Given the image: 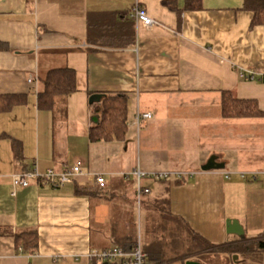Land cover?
<instances>
[{
    "label": "crops",
    "instance_id": "obj_1",
    "mask_svg": "<svg viewBox=\"0 0 264 264\" xmlns=\"http://www.w3.org/2000/svg\"><path fill=\"white\" fill-rule=\"evenodd\" d=\"M163 1L0 0V96L26 97L0 113V264H90L93 253L115 247L112 227L127 224L118 209L126 211L128 198L86 197L76 189L97 187L102 174L112 177L108 191L131 187L127 196L135 198L136 169L171 174L142 179L150 189L136 208L142 225L166 200L197 235V247L211 248L197 254L192 245L169 246L172 259L164 264H225L232 255L226 248L264 241V117L226 119L221 108L222 94L231 92L264 112V83L240 76L264 70V25L252 26L245 0H200L192 9L186 0H175L174 9ZM137 2L157 24L135 22L133 46L88 42L89 24L104 32ZM65 67L75 71L77 91L58 99L53 111L39 109L44 77ZM93 94L126 96L124 139L90 142ZM138 110L152 115L139 127ZM10 138L21 144V159ZM112 143H121L124 154L132 147L133 166L112 167ZM213 157V168L203 170ZM106 158L108 169L98 171L95 164ZM76 161L85 163L84 175L59 188L36 181L13 186L18 172H62ZM28 231L38 233L35 254L17 249V235ZM253 251L255 263L264 262V252L255 245Z\"/></svg>",
    "mask_w": 264,
    "mask_h": 264
},
{
    "label": "trees",
    "instance_id": "obj_2",
    "mask_svg": "<svg viewBox=\"0 0 264 264\" xmlns=\"http://www.w3.org/2000/svg\"><path fill=\"white\" fill-rule=\"evenodd\" d=\"M175 0H164L163 4L167 7L174 9ZM195 2L199 3L200 0H186L187 9H192ZM245 9L253 12L252 26L264 25V0H245ZM133 9V8H132ZM132 9H130L124 16H122L121 23L105 24L104 32H100L101 25L89 24L88 42L100 46L116 47V48H129L135 44V20L132 17ZM111 18V17H109ZM98 35L94 37L91 33ZM110 31V32H109ZM113 32V33H111ZM3 45H0V50ZM260 73H264L260 71ZM264 83V78H263ZM77 91V79L74 70L69 68H59L49 71L44 77L42 88L39 91L38 107L53 111L56 107L57 100L65 98ZM26 103L25 96L10 95L0 96V113L8 112L14 107L24 105ZM92 114L94 116V124L89 130L90 142L113 141L124 139L127 134V98L123 95H103L101 100L97 103L91 104ZM222 116L226 119H245V118H258L264 117V112L260 110L258 102L255 100H241L236 98L231 92H224L222 94ZM7 136V135H5ZM12 139V138H10ZM15 157L22 158L21 144L15 139L11 140ZM33 170V169H32ZM24 170L23 172L32 171ZM108 187V186H107ZM106 188L100 187H78L76 189L77 195L92 197L97 195H107L115 193L117 198L125 195L127 200L126 211L118 209L119 214L125 217L127 224L113 225V239L116 243L115 247H119L127 252H133L139 243L143 252L146 254V264L150 262H159L164 264L172 258L166 257L165 253L169 246H174L175 250L180 246L192 245V249L199 252H210V247H197L195 244L197 235L192 231L186 222L174 216L169 208L168 202L163 200L157 204L160 208L159 214H153L150 225H142L141 220L137 216L138 198L128 197L127 191L131 187H127L115 192L108 191ZM144 188V187H143ZM137 194V192H136ZM142 195L141 203L138 205L143 208ZM255 247L260 252H264V241L256 243L245 242L242 246L230 247L225 249L227 252L234 253L242 249L245 254H250ZM38 248V233L37 231H28L17 235V249L20 252L28 254H35ZM113 248V247H112ZM107 250V249H106ZM183 253V249H181ZM186 251V248H185ZM175 251L173 254H181ZM188 254L195 251H186ZM200 253V255H201ZM170 254V252H169ZM254 254V253H253ZM182 259V257L180 258ZM129 260V259H128ZM131 260V259H130ZM129 260V262H130ZM90 264H125L124 260H106L97 257H92Z\"/></svg>",
    "mask_w": 264,
    "mask_h": 264
},
{
    "label": "built area",
    "instance_id": "obj_3",
    "mask_svg": "<svg viewBox=\"0 0 264 264\" xmlns=\"http://www.w3.org/2000/svg\"><path fill=\"white\" fill-rule=\"evenodd\" d=\"M132 17L134 18L136 24H142L143 26L150 28L157 23L151 19L146 10L140 5V3H136L132 9ZM241 78L249 81H258L263 82L264 73H260L257 71H244L240 73ZM29 82H33V78L29 79ZM152 115L150 113H142L139 110L135 114V125L137 127L140 126L142 120L150 119ZM85 172V163L83 161H76L70 169H66L62 172H56L54 170H48L46 173L41 174L38 172L37 168L32 171L18 172L12 176L13 186L16 189L26 188L30 185L32 181H36L41 185H51L53 187L59 188L64 186L67 183H70L74 180L75 177L84 175ZM137 179V198L138 205L141 203V198L143 194H147L150 192V189L143 188L141 185L142 179L150 178L155 180H165L168 179L171 174L170 173H152L148 174L142 172L140 169H136L133 173ZM181 176V174H176ZM230 174H227L229 177ZM244 178L246 175L241 174ZM254 178L257 177V174L253 173ZM96 185L100 188H106L108 183L105 177L102 174H98L95 177ZM92 257H97L106 260H124L125 264H146V254L143 252L141 243L138 244L136 249L133 252H127L119 247H113L111 249L102 250L100 252L93 253ZM130 262H129V260Z\"/></svg>",
    "mask_w": 264,
    "mask_h": 264
},
{
    "label": "rangeland",
    "instance_id": "obj_4",
    "mask_svg": "<svg viewBox=\"0 0 264 264\" xmlns=\"http://www.w3.org/2000/svg\"><path fill=\"white\" fill-rule=\"evenodd\" d=\"M109 149H111V155L110 153L107 154L110 158L112 157L113 162L110 163L112 165L113 168H118L119 166L121 168H126V167H131L133 166V159H132V155H133V150L132 147L129 148V150L124 154L123 150H122V145L121 143H119V146H117L116 143H112L109 146ZM107 153V151H106ZM122 155H124L122 157ZM97 167V170H102L105 171L108 168L106 167L107 165V158L106 160H102L99 161L95 164ZM107 180H111L112 177L106 176ZM254 252H252L250 255H252ZM240 256V257H239ZM197 259H200V256L197 255L195 256ZM256 258L254 255L253 256H248V254H245L244 251H242V249H239L237 251H235L231 256H229L227 258V261L225 262V264H256ZM208 263H213V260L210 259V257L208 258ZM259 261H261L259 259ZM262 262V261H261ZM261 264H264V262H262Z\"/></svg>",
    "mask_w": 264,
    "mask_h": 264
},
{
    "label": "water",
    "instance_id": "obj_5",
    "mask_svg": "<svg viewBox=\"0 0 264 264\" xmlns=\"http://www.w3.org/2000/svg\"><path fill=\"white\" fill-rule=\"evenodd\" d=\"M102 94H93L89 97V103L90 104H94V103H97L101 100L102 98ZM212 165L214 166L215 165V157H213L210 161H209V164L205 167H203V170H209L212 167ZM217 166H220V167H216V168H220V169H224V165H217ZM186 264H198V263H195V262H188Z\"/></svg>",
    "mask_w": 264,
    "mask_h": 264
}]
</instances>
